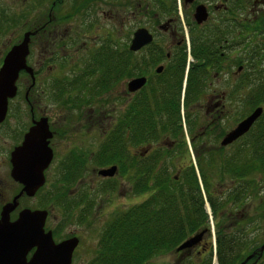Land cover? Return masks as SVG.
Instances as JSON below:
<instances>
[{"label": "flooded vegetation", "instance_id": "flooded-vegetation-1", "mask_svg": "<svg viewBox=\"0 0 264 264\" xmlns=\"http://www.w3.org/2000/svg\"><path fill=\"white\" fill-rule=\"evenodd\" d=\"M20 2L23 5L16 6V0H0V22H4L3 27L7 25L0 34L8 33L11 43L0 58V65L6 51L28 32L26 63L32 69V74L20 71L16 94L9 99L6 116L0 122V212L23 188L11 175V152L22 144L29 129L43 120L51 133L46 139L51 159L43 170V184L33 195L24 192L17 198L9 220H16L26 208L46 211L43 228L45 232L51 231L54 242L78 239L70 264H116L122 256L114 250L109 237L112 216L121 209L107 218L103 205L109 202H102L101 197L64 194L65 186L75 183V188L80 187L88 170L102 180H114L121 172V179L131 180L133 186L136 175L138 184L141 183L144 171L175 170L179 172L173 175L177 182L184 173L194 170L202 187L204 175L222 203H227L216 217L209 206L207 220L194 230L186 229L187 237L173 249L160 251L156 245L153 255H142L144 259L134 264H207L210 250L211 264L213 261L218 264V238L231 242L241 232L252 238L256 232L252 210L256 207L253 201L257 197V175L264 174L256 169V130L262 125L260 116L231 142L224 144L223 140L256 107H262V112L264 109L254 100L252 85L240 83L243 67L239 62L240 22L255 18L264 10V0H252L244 17L240 14V0H168V5L161 4L162 9L153 15L152 26L138 25L127 35L121 50L115 48L113 56L120 58L115 60L120 65L119 72L112 74L110 63L105 70V85L97 83L102 72L96 57L110 58L113 47L106 36L95 48L98 38L88 32L96 33L102 28L97 26L98 16L104 17L105 22L112 21L113 0ZM68 2L71 8L66 11L64 5ZM143 3L137 0L132 14H141ZM198 3L205 5L208 13L201 23L194 17ZM107 26L106 35L111 30L110 24L104 27ZM139 28H146L152 40L138 50H131L129 44ZM78 57L83 65L69 70V75L62 72L50 76L57 72L55 61L64 70ZM137 78H144V83L131 90L129 84ZM99 114L104 115L101 132H97L96 124ZM11 116L15 121H10ZM118 126L121 141L115 146L112 140L118 134L113 130ZM107 139L120 158L118 163L103 166H116V174L104 178L96 166L97 154ZM12 185L15 189L9 192ZM97 186L98 191L108 188ZM45 189L41 202L22 205L24 199L36 198ZM147 190L140 192L135 204L149 198V192L147 196L143 194ZM202 195L206 200L204 190ZM103 216L107 220L94 224L98 229L90 227L96 233L95 242L85 243L83 248L85 226ZM186 216L194 217L192 213ZM72 221L81 227L64 233ZM200 233L197 243L177 249L189 236ZM258 247L245 264L261 261L264 250L259 255ZM34 251L35 247L27 250L26 262Z\"/></svg>", "mask_w": 264, "mask_h": 264}, {"label": "trees", "instance_id": "trees-1", "mask_svg": "<svg viewBox=\"0 0 264 264\" xmlns=\"http://www.w3.org/2000/svg\"><path fill=\"white\" fill-rule=\"evenodd\" d=\"M241 2L243 3L244 1L241 0ZM243 9L242 7L241 10ZM240 30L241 43L247 56L245 57L246 59L243 58L246 62L243 59H240L239 62L252 70L250 74L244 73L246 74V79H241V82L243 84L244 81L248 85H252L255 90L254 100L264 108V54H260L262 50L264 53V10L260 11L255 18H250L246 22L241 21ZM250 36L252 37L250 38ZM116 51L111 48V59L106 56L96 57V63L98 66L100 64L99 68L102 72V75L97 77V83L106 84L105 70L108 69L107 66L110 63L112 74L119 72L120 65H117L115 60L120 61V58L116 59L117 57L113 56ZM105 52L109 53L108 50ZM259 120L262 125L258 126L256 130L258 149L256 169L258 172L264 173V109ZM113 131L118 134L117 139L113 137L112 140L114 142L113 145H115L116 142L121 141V134H119L121 127L119 128L118 126ZM109 141V139L104 141L101 150L97 154L98 162H104L103 164L118 163L117 159L120 158V153L115 148L109 147ZM144 174L141 183L138 184V181H135L132 190L137 193L151 188L152 191L149 198L141 204H133L128 206L127 209L114 212L111 219L109 229L111 232L109 235L110 243L115 251L122 253L116 264L140 262L144 259L142 255L150 257V255L155 253L154 247L156 245H159L160 251L173 249L187 237L186 229L194 230L202 222L206 221L208 215L202 190L207 195L206 201L209 203L208 205L214 217H216L219 210H222L227 205L226 202L222 203L221 198L212 186L207 184V179L204 175L203 187L199 185V177L194 170L184 173L177 182L168 176V171H160L156 175L153 172L144 171ZM258 208H260L259 212L262 214L257 216L260 221L264 222V220H261L264 217V197L261 199ZM189 213H192L194 217L187 218L186 215ZM254 223L256 232L252 238L245 235V232H241L239 238L234 236L231 242H222L218 238V264H236L238 261H243L245 255H249L257 249L256 247L260 245L264 238V232L261 231L263 233H260V222L256 220V217ZM227 245H230L231 248L227 249ZM211 255L212 251L210 250L207 264H211Z\"/></svg>", "mask_w": 264, "mask_h": 264}, {"label": "water", "instance_id": "water-1", "mask_svg": "<svg viewBox=\"0 0 264 264\" xmlns=\"http://www.w3.org/2000/svg\"><path fill=\"white\" fill-rule=\"evenodd\" d=\"M190 1V0H188ZM208 13L205 5L199 4L195 8L194 17L196 22H203L207 19ZM152 35L146 28L137 29L131 40L130 49L138 50L141 46L149 43ZM29 33H24L22 40L6 51L0 65V122L6 116L8 101L16 94V82L19 73L25 70L32 74V69L27 66ZM144 83V78H137L131 81L129 87L136 89ZM262 113L261 107H256L238 126L227 134L223 143L231 142L240 134L244 133L251 124ZM46 123L43 120L36 122L24 136L20 146L11 152V163L13 165L12 177L23 184L21 192L6 203L0 212V264H70L71 255L78 244L76 237L65 239L61 242H54L51 231H44L43 225L46 217L44 210L23 209L19 212L14 221L9 220L10 212L17 206V198L26 193L31 196L43 184V170L51 159V150L48 147L47 137L50 136ZM116 166L98 170L101 176H113ZM200 234L189 236L177 248L190 247L197 243ZM35 247L31 259L26 262L24 256L27 250ZM264 250V242L258 247L259 255ZM255 252L248 255L240 264H245L254 256Z\"/></svg>", "mask_w": 264, "mask_h": 264}, {"label": "rangeland", "instance_id": "rangeland-1", "mask_svg": "<svg viewBox=\"0 0 264 264\" xmlns=\"http://www.w3.org/2000/svg\"><path fill=\"white\" fill-rule=\"evenodd\" d=\"M7 1H9V0H7ZM142 1L144 2L143 3L144 14H143V11L141 14H137V12H134V14H132L133 6H134V4H136L137 0H113V4H112L113 18H112V21L110 23L105 22L104 17L101 18L100 16H98L97 20H96L97 26L98 25H99L98 27L102 26V28L100 27L98 29L99 31H97L96 33L88 32V34L91 36L96 34V37L98 38L95 48H97L99 46L98 42L99 41L102 42V40H104L105 37L107 36L110 40L109 44H111V46L114 49L117 48L118 50H121V48L123 47V43L126 40L127 35L130 34L131 31L135 27H137L138 25H141V24H143L147 27L152 26V23H153L152 17L155 13H158L159 10L162 9L161 4L164 5V3H165L168 5V0H158V1L142 0ZM243 1L244 2L242 3L240 0V2H241L240 4H242L241 8L242 7L244 8L242 11H240L241 17L248 15L247 13L249 12L250 7L252 5V0H248V1L243 0ZM127 4H128V6H127ZM17 5H23V4L20 2V0H16V6ZM6 6H8V4ZM70 6H71V4H69V2H68L64 5V9L66 11H68L69 8H71ZM5 12L8 13V10H5ZM126 15H128V18L123 19ZM180 15L182 16L181 13H180ZM183 15H184V13H183ZM249 15L251 16L252 14H249ZM109 24H110L111 30H110V33L108 35H106L105 29H109V27L108 26L104 27V26L109 25ZM3 25H4V22H0V30H3L7 27V25H5L4 27H3ZM154 29H157V27L154 26ZM251 37L252 36H250V38ZM10 44L11 43H10V40L8 38V33L2 32V34H0V58L2 57L3 53L9 47ZM241 49L242 50H240V59H243L247 55H246L245 48L243 47V45H242ZM260 54H264L263 50H262V53L260 52ZM79 59L80 58L78 57V59L75 60L73 63H68L65 66L64 70H61L58 62L55 61L54 67H56L58 65L56 70H55L57 72L50 74V76L58 75V74H61L62 72L65 75L68 72L70 74L71 73L70 71L72 69L77 68L80 65H83V61L81 62ZM245 59H243V61H245ZM240 64L243 67V69L240 72V80L246 79L245 78L246 74H244V73L247 72L248 74H250L252 72V70L248 69L245 64H242V63H240ZM69 74H67V75H69ZM50 76L48 75V78H49L48 82L51 79ZM44 82L47 83V80H44ZM240 83L242 84L241 81H240ZM243 84L248 85V83H246L244 81H243ZM246 90H249V88L247 87ZM21 99H22V96H21ZM48 103H47V105H48ZM99 109H101V108H99ZM102 109H104V107H102ZM97 116H98L97 120H96L97 132H101V127L104 126V123H102L104 120V118H103L104 115L99 114ZM12 120L15 121V118L11 116L10 121H12ZM103 163L104 162H97L96 169L98 170V168L110 164V163H106V164H103ZM158 173L159 172H156V173L154 172L155 175ZM168 173H169L168 176L173 178V175L178 174L179 172H177L175 170H170ZM118 174L119 175H117L114 180H110L109 178H108L109 180H102L99 177L95 176L94 173H92L90 170H88L86 176L84 175V182H82L80 184V187L75 188L76 187L74 185L75 183L73 185H70V186H65L63 189L64 194L76 196L79 193H81V194L83 193L84 195H89V196L92 195V196L101 197L100 199L102 200V202H109V203H106L105 205H103L105 208L104 209V212H105L104 215H106L108 218V216H111L114 211L118 210V208H120V209H123L125 207L127 208L128 206L133 205L136 202H138L137 197H139V194H140V192H137V193L133 192V190H132L133 189V183L131 180H129V179L126 180V178L122 180L121 179V172H118ZM137 178L135 177L134 181H137ZM100 184H102V186H106L108 188L105 190H102V191H98L99 187L97 185H100ZM150 186L152 187L151 183H150ZM14 189H15V185H12L9 189V192L11 190L13 191ZM48 189H50V186L48 187ZM45 191H47V189H45L40 194H38V196L36 198L27 199V200L24 199L22 201V203H23L22 205L32 206L34 204H38L39 202H41L42 196L45 193ZM151 191H152L151 188H149L147 190V192H145L143 194L147 196L148 192L150 194ZM263 197H264V174L263 175H257V197L255 199V202L253 201V205H254V207L255 206L256 207L254 210H252V212L255 213L256 220L257 221L259 220V222H260V226H259L260 233L264 232V222L260 221V219L257 215L260 216L262 214L259 212V209L261 207L258 208V205L260 204V201ZM255 203H256V205H255ZM101 214L103 215V212ZM107 218L103 216L102 219L93 220L91 217V219H92L91 224L85 226V228H84L87 232L82 231L83 232L82 237L84 239V242H83L84 247L83 248H85V243L89 244L92 241L95 242V240L97 238L95 235L96 233L90 227H94V228L98 229L99 226L96 227V226H94V224L100 220H105V219L107 220ZM261 220H264V217H262ZM76 226H79V225L74 224V222L72 221L65 228L64 233L71 231V230H74L76 228ZM79 227H81V226H79ZM261 231H263V232H261ZM215 264H217V263H215ZM257 264H264V255H263L261 261Z\"/></svg>", "mask_w": 264, "mask_h": 264}]
</instances>
